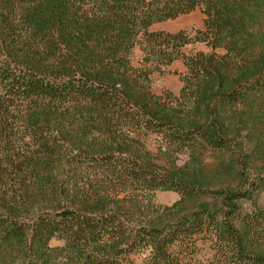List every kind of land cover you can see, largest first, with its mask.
<instances>
[{
    "label": "trees",
    "instance_id": "obj_1",
    "mask_svg": "<svg viewBox=\"0 0 264 264\" xmlns=\"http://www.w3.org/2000/svg\"><path fill=\"white\" fill-rule=\"evenodd\" d=\"M195 9L194 36L151 29ZM195 42L210 51H182ZM176 60L178 95L154 93L151 74ZM263 132L264 0H0L3 264H204L198 240L206 264H264V178L197 179L206 149L254 151ZM153 134L159 155L189 161L160 171Z\"/></svg>",
    "mask_w": 264,
    "mask_h": 264
},
{
    "label": "rangeland",
    "instance_id": "obj_2",
    "mask_svg": "<svg viewBox=\"0 0 264 264\" xmlns=\"http://www.w3.org/2000/svg\"><path fill=\"white\" fill-rule=\"evenodd\" d=\"M203 17L204 15L200 10L195 9L175 19L160 22V24H156L154 27H151V29H161L167 32H175L179 29H183L190 33V36H194L197 29L203 28ZM182 51L186 54H193L196 51L208 52L210 49L204 42H195L184 45ZM142 56V52L139 47L136 46L131 55L133 65L138 66ZM178 69L179 67H175L174 65L172 69L166 70L163 74L153 72L151 74L152 91L156 94H163L165 91H171L173 93L172 89H174V84L180 81L176 76L177 74L173 72H182L178 71ZM178 93L179 92L173 94L178 95ZM262 136L264 137V132ZM157 139L155 134L149 137V148L153 151L154 162L157 164L160 171L174 172L189 161V155L186 151L178 152L172 157H169V159L159 155L156 149ZM251 148L252 146L246 143L242 149H237L235 154L227 151L218 152L210 148L206 149L203 154V169L201 170V175L197 177L198 181L208 190L225 187L244 189L247 185V181L249 182L257 177L264 178V143L254 151H251ZM238 172H241V174H238ZM178 199V194L173 191H158L154 202L171 206ZM202 199L211 205H215V200H212L211 196L207 194H205V197ZM255 199L259 206L264 207L263 193ZM196 205L197 204L192 202L188 203L186 207L194 208ZM242 208L246 210L250 209L252 208V204L246 200L242 201ZM50 245L53 247L61 246L62 241L54 238L50 241ZM213 253L214 250L209 241H197V252L195 254L197 260L204 264L209 263ZM134 259L139 264L142 261V258L138 256H134ZM0 264H3V259L1 257Z\"/></svg>",
    "mask_w": 264,
    "mask_h": 264
},
{
    "label": "crops",
    "instance_id": "obj_3",
    "mask_svg": "<svg viewBox=\"0 0 264 264\" xmlns=\"http://www.w3.org/2000/svg\"><path fill=\"white\" fill-rule=\"evenodd\" d=\"M156 24H160V23H155L152 25V27H154ZM174 65H175V67H179L178 71H184L185 70L183 63L180 60L174 61L171 65L166 67V70L172 69L174 67ZM176 76L178 77V75H176ZM181 85H182L181 82L177 81L174 84V89H172L173 93L179 92Z\"/></svg>",
    "mask_w": 264,
    "mask_h": 264
}]
</instances>
